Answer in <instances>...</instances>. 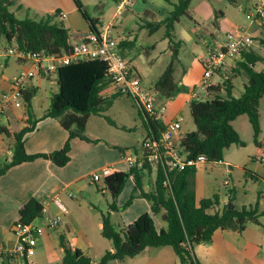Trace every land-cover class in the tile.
<instances>
[{
  "label": "crops",
  "instance_id": "0c3cea01",
  "mask_svg": "<svg viewBox=\"0 0 264 264\" xmlns=\"http://www.w3.org/2000/svg\"><path fill=\"white\" fill-rule=\"evenodd\" d=\"M109 1L115 3L117 11L120 0H97L99 6L96 12L99 16L93 17L89 13L88 14L91 18L99 21L97 27L113 23L114 33L118 32L121 27L120 24L122 21L118 20L119 16H124L123 18L127 19L128 16L133 13L141 20L142 24H136V27L132 28L131 32L129 31L122 37L119 36L118 39L121 40V42H134V46L127 44L123 49V53L131 69L146 85L145 73H147V75L151 74V67L155 64V61L151 62V49L155 50L162 44L166 46L162 53L166 54L168 51V56H172L171 43L166 36H164L162 42H156L151 46V36L155 34L151 35V23H159L165 20L172 11L171 8L173 7L171 6L174 4V1L168 0L165 3L166 5L162 6L160 3L156 4L152 0H133V4L121 15H116L115 11L112 16L105 19L104 17L107 10L110 8L108 4ZM82 3L85 9H87V4L83 1ZM15 5L18 6L19 11L26 10L29 12L32 8L52 11L51 14L60 11L59 15L65 28L70 33V41L73 44L77 43L82 35L91 30L90 24L85 20L73 0H17ZM253 5L254 4L246 7L244 6L242 9L247 11ZM211 15L212 10L210 9L207 17ZM144 17L145 19L143 20ZM67 19L70 21L69 28L65 24ZM227 19L228 17L224 13L223 15L220 14L217 25H214L219 33L222 32L224 27L223 24ZM183 26L181 20L175 24L173 31L174 40L181 43V46L179 48L178 59L172 60V63L175 82L180 87H186L188 90L185 91V93L179 94L176 101L173 102L172 111L175 110L174 113L165 116L169 112L167 108L168 104L164 108L161 114V121L165 125L178 119V113H181L190 105L194 96L204 99L207 97L208 92L201 88L203 82L202 61L206 57L207 47L211 42V38L217 34L216 29L213 32H209L207 28L198 25L197 28H193L191 29L192 31L189 32V30L183 28ZM249 26L254 31L253 34L256 42H259L264 37L263 30H260L256 25H251V23ZM240 27L244 26H235L230 31ZM161 30H165L166 32L165 27L160 28L158 32ZM147 37L149 40L146 39ZM191 41H194L196 44L191 50L194 57L187 67L180 59V56L182 47H187L188 42ZM12 42L14 43L15 41L13 40ZM7 44L9 43H4V45ZM0 45H3L1 40ZM142 53H145L146 60ZM263 54L261 55L264 57ZM20 63L25 64L22 62ZM25 65L28 66L30 64ZM3 67L5 71L9 69V60H6ZM15 77L11 79L6 76L5 72L0 73L1 93L10 89V84ZM220 82L221 80L217 78L213 80V84L215 85ZM33 88H35V85L32 80L26 84V90H31ZM152 88H154V86H152ZM103 94L105 97H111L113 95H117V97L113 100L111 106L101 112V114L92 115L88 119L84 133L89 141L80 138H75L71 141V151L69 153L70 161L65 167H57L50 160L39 158L33 162L24 163L11 168L0 178V236L2 237L0 246L13 245L16 242V237L12 231L13 225L19 220L20 210L31 199H36L43 203L49 211L48 214L51 216L60 214V209L56 204V200H60L64 204L63 200L67 198L79 200L78 195H80L81 198L86 197L88 201H94L96 203L89 207L94 215L107 213L109 211V203L114 201L119 209L117 214L112 213V220L116 227L118 215L121 216L118 225L120 227H122L121 225L126 227L143 214H151L150 204L146 199L140 196L141 191L136 188L134 177L131 174V164L125 159V156L128 155L140 158L144 153V142L147 138L148 130L145 125V118L142 115V109L130 96L117 93L114 85H109ZM52 95L53 94L50 95V98ZM49 105L46 107L45 112L48 110ZM43 115L44 114L36 116L41 118ZM0 124L4 125L10 134L13 135L14 133L20 132L27 125V116L20 118L19 123L12 124L10 118L4 114L0 118ZM184 134H186V132H182L181 129L179 139H181ZM68 137L69 133L61 126L59 121L48 118L40 121L37 129L27 135L25 149L29 154L51 153L62 149ZM5 141L6 138L0 136V152L2 153H5ZM9 153H11L10 150ZM7 161L9 162L10 158H8ZM233 161L234 160L230 159L229 153H227L224 156V160L220 163H213V165H211L209 162H205L201 163L196 168L194 190L197 202L204 206L208 214L214 215L223 211L229 202V189H234L236 191L235 206L237 209L250 207L247 206L248 202L246 201V198L249 199V192L246 190H238L233 179V168H240V164ZM262 161H264V159ZM262 161L261 163H263ZM2 164L0 159V166ZM216 164L219 165L217 166ZM251 164V162H248L245 167ZM260 164L255 162V164L252 165L254 171H260ZM220 165L225 167L222 177L225 176L226 178L222 182L218 181V177L213 178L214 173L220 172ZM106 166L113 167L115 171L111 176L102 178V181L100 180L102 182V189L98 187V183L95 184L96 186L89 184L87 176ZM220 175L222 174H219V176ZM124 177L127 178L125 179L123 190L114 197L111 187L122 182ZM226 181H228V185L225 184ZM91 186H93V188ZM222 186L224 189H222ZM145 189H148V185H146ZM71 194H74V197H71ZM131 197H135L132 204L126 209H122ZM254 200L255 198H253V201ZM155 222L159 229L163 226L159 218H155ZM259 223L258 225H248L243 233L233 230H217L210 243L199 244L193 247L194 259L199 264L250 263L249 260L252 259V257L249 253L251 250L253 248L258 249V246L264 248V233L259 231V226L262 225L260 218ZM73 225L74 222L70 218L64 221L63 226L51 231L45 227L43 221L40 225L42 234L39 236L36 253L33 257L27 259L28 264H38L37 260H33L37 254L38 247L46 254L49 264L61 263L64 257V249L61 247L60 243L61 234L66 235L67 240L73 248L82 250L87 255L91 256L95 262L100 261L107 251L113 249L112 242L102 236V222L98 224L102 239L98 237L94 238L93 232L80 228L81 226L76 230ZM253 261L256 264H264L263 261L259 259H254ZM17 262L18 261L12 260L9 257L0 259V264H15ZM109 264L180 263L172 247H163L160 249L148 248L143 254L135 258H128L125 261H113Z\"/></svg>",
  "mask_w": 264,
  "mask_h": 264
},
{
  "label": "trees",
  "instance_id": "16d2710c",
  "mask_svg": "<svg viewBox=\"0 0 264 264\" xmlns=\"http://www.w3.org/2000/svg\"><path fill=\"white\" fill-rule=\"evenodd\" d=\"M73 1L90 24L91 30H96L99 21L90 17L81 0ZM16 2L17 0H0V34L5 37L7 43L15 40L22 48L46 50L56 56L70 51V33L64 26L60 11L39 20L29 17L19 19L15 13L10 12V7ZM191 2L192 0H179L178 3L172 4L173 10L165 20L151 23V35L165 27V36L171 43L173 60L178 59L181 46V43L174 40L175 24L183 17L192 20ZM262 30L264 33V26ZM127 44L134 46L133 41H122L120 48L123 50ZM244 60L245 63L239 62L236 68L229 70L227 78L222 82L208 87L206 98L195 97L191 100L189 108L196 130L184 134L180 140L183 154L188 159L206 156L207 162L220 163L224 160L225 152L233 145L244 146L239 132L233 127V122L242 115L248 117L255 142L261 146L258 142L262 132L259 108L264 97V68L257 70L256 65L264 62V57L252 47L249 52L244 53ZM56 76L58 93L51 96L49 108L41 118L34 112L32 102L37 89L33 88L23 93L27 125L20 132L11 135L7 128L0 124V136L13 139L10 148L12 157L9 162L0 166V178L11 168L39 158L50 160L57 167H65L70 161L71 141L75 138L89 141L84 133L88 119L92 115L101 114L117 97H105L103 94L107 87L112 85V81L108 75V65L102 60L72 63L60 68ZM240 76L247 77V80L244 82V93L236 98L233 96L234 80ZM154 89L159 92L161 99L166 100L174 98L183 90H188L175 82L172 62L154 84ZM142 115L148 130L144 145L148 141L158 142L165 131V124L144 110ZM48 118L59 121L69 133L64 147L51 153H27V135L37 129L40 121ZM147 155L145 152L144 157ZM139 163L141 166L131 167V174L136 188L141 191L140 196L150 204L151 214H143L124 230L119 231L112 220V213L117 214L119 209L115 202L111 201L109 211L101 215V222L102 236L112 242L113 249L107 251L100 261L95 262L82 250L73 248L66 235L61 234L60 243L64 249V257L60 264H109L135 258L148 248L163 247H172L180 264H199L193 255L195 245L210 243L217 230L243 233L248 225H258L259 218L264 217L258 207L237 209L234 189H229V202L221 213L208 214L204 206L197 202L194 190L195 167H186L179 171L170 169L164 160L152 164L142 159ZM246 172L249 176H256ZM126 178L111 187L114 197L123 190ZM134 199L135 197H131L122 209L129 207ZM43 209V203L31 199L20 210L16 223L35 224L37 220L44 218ZM155 218H159L163 223L160 229L156 226ZM24 264H28L27 259Z\"/></svg>",
  "mask_w": 264,
  "mask_h": 264
},
{
  "label": "built area",
  "instance_id": "2783aa9c",
  "mask_svg": "<svg viewBox=\"0 0 264 264\" xmlns=\"http://www.w3.org/2000/svg\"><path fill=\"white\" fill-rule=\"evenodd\" d=\"M133 4V0H120L116 15H121ZM246 18L251 25H256L260 30L264 26V0H259L252 9L246 13ZM254 31L250 26H244L230 31L222 39L217 37L208 44L206 57L202 61L203 82L201 88L207 92L208 87L213 84L214 79L221 82L227 78V72L236 68L239 62H244V53L249 52L255 42ZM15 41V40H14ZM121 40L115 37L113 32V23L97 27L96 30H90L81 36L77 43L69 44L71 49L68 53L56 56L52 53L41 50H30L22 48L15 41L5 46L0 45V61L2 59L15 58L25 64H30V68L23 69L10 84V89L0 93V118L4 115V109L9 104L19 108L22 107L20 99H23V93L26 91V84L36 78L38 75L46 76L57 74L62 67L72 63L88 60H102L108 65V75L112 85L116 87L117 93L126 94L134 99L148 115L161 120V114L164 106L161 105L159 92L152 88H147L141 78L131 69L123 50L120 48ZM197 96H194V98ZM165 131L161 139L157 141H148L144 145L147 156L140 158L133 155L125 156L126 160L133 165H139L140 160L157 164L165 161L170 169L182 171L186 167L197 168L201 163L207 162L206 156H200L198 159H188L183 154L180 145L179 136L182 129V120L178 118L165 125ZM182 138V137H181ZM262 159H256V163H261ZM263 162V161H262ZM115 169L111 166L103 167L87 176L89 184L95 185L102 178H107L113 174ZM228 185V181L225 182ZM74 197V194L70 195ZM60 209V214L56 216L49 215L47 207L44 205L43 213L45 227L48 230H56L64 224V214L67 212L66 206L56 200ZM12 231L16 237V242L12 245L0 246V259L9 257L18 261L15 264H23L25 259L33 257L36 253L39 236L42 234L40 226L35 224L22 225L15 223Z\"/></svg>",
  "mask_w": 264,
  "mask_h": 264
},
{
  "label": "rangeland",
  "instance_id": "374dc122",
  "mask_svg": "<svg viewBox=\"0 0 264 264\" xmlns=\"http://www.w3.org/2000/svg\"><path fill=\"white\" fill-rule=\"evenodd\" d=\"M84 3L87 4L88 7H86L87 12L93 16L97 17L99 14L96 12L97 7L99 6L97 0H82ZM154 3L160 5H166V0H152ZM174 3H178L179 0H172ZM259 3V0H192L190 5V14L192 16V20H190L187 17H183L181 19V23L184 25L183 28H187L189 32H191L193 28H197L198 25H201L202 27H205L208 29L209 32H213L216 28L214 25H217L218 18L220 17V14L223 15V13L228 17L226 22L223 24V30L224 33H219L216 29L217 34L211 38L210 41H213L216 37L217 39H222L226 36L228 31H230L232 28L238 25L242 26H249L250 21L246 18V13L252 9L256 4ZM110 5L109 10H107V13L105 15V19H108L110 16L114 14L116 11V6L113 1H109L108 3ZM254 4L251 8H249L247 11H244L242 7H246L248 5ZM173 7V6H171ZM212 10V15L210 17H207V14L209 10ZM247 9V8H246ZM173 10V8H171ZM10 12L15 13L17 18L24 19V18H32L39 20L46 15H53L51 14L52 11H45V10H37L35 8H32L29 12L26 10H18V6L14 5L10 7ZM128 13V12H127ZM218 16V18H216ZM124 16H119L118 20L122 21L120 24V29L118 32L114 33L115 37L123 36L124 34H127L129 31L131 32L132 28L136 27V24H142L141 20L135 16L133 13H131L128 18H123ZM145 17L143 18V20ZM221 19V18H220ZM66 26L70 27V21L67 19L65 21ZM200 23V24H199ZM234 30V29H233ZM226 31V32H225ZM181 32V28H180ZM200 32V30H199ZM198 32V33H199ZM166 32L159 31L155 33L153 36H151V46L152 44H155L156 42H162ZM200 34V33H199ZM147 40L148 37L146 38ZM0 40L3 45L6 42V39L3 35L0 34ZM7 43V42H6ZM253 49L257 51L260 55L264 52V37L259 42H254ZM196 43L194 41L188 42L187 47H182L181 56L180 59L189 66L192 58L194 57L191 53L192 48L194 47ZM165 45L160 44L159 47L155 50L151 49V62L155 61L154 66L151 67V74L145 73L146 75V85L143 84L148 88H152L154 84L157 82V80L161 77L162 73H164L165 68L172 62L173 57L168 56V51L165 53H162L163 49L165 48ZM144 55V59L146 60L145 53H142ZM264 55V54H263ZM6 60H9V69L4 70L3 65L6 63ZM0 73L6 74V76L10 77L11 79L13 77H17L18 74L21 72L22 69L30 68L31 65L26 66L25 64H21L20 61H17L15 58L10 59H2L0 61ZM152 65V64H151ZM257 70H262L264 68V62H259L256 65ZM247 80V77L240 76L237 79L234 80V89H233V96L236 98H239L244 93V82ZM33 83L35 85V88L37 89V94L34 97L33 100V106L34 112L37 116H40L44 114L46 107L50 103V95L58 93V85H57V77L55 74L49 76H40L38 75L36 78L33 79ZM5 86V85H4ZM1 93V90H0ZM181 93H185V91L179 92L174 98L166 100L161 99V105H164V108L167 105V108L169 109V112L165 116H169V114L174 113L172 111V104L174 101H176L177 96ZM22 104V107H15L14 105L9 104L4 109V114L10 118V121L12 124H17L20 122V118H23L26 116L25 113V103L23 99L19 100ZM171 103V104H169ZM179 114V118L182 120V132H193L196 130V126L194 124L193 118L191 116L190 108L189 106L186 107L181 113ZM177 117V118H178ZM260 120H261V129L262 132L258 138L259 144L261 146L257 145L254 139V131L252 128V125L246 115H242L238 117L233 122V127L239 132L242 141L245 143L244 146L240 145H233L231 148H229L226 152L229 153L230 159L234 160L233 162H236L237 164H240V168H233V179L235 181V184L238 188V190H246L249 192L248 196L249 199L246 198L247 207L250 208H256L258 207L260 213H264V161L263 163H259L260 165V171H254V167L252 165L255 164V159H264V97L261 100L260 103ZM172 122V121H171ZM170 123V122H169ZM168 124V123H167ZM13 139H6L4 144L5 153L0 152V159L1 163L7 162L8 158L11 160V153H9V150L11 151L10 147L12 145ZM144 155V153H143ZM142 155V156H143ZM251 162L252 164L250 166L245 167V165ZM213 165V163H210ZM209 164V165H210ZM217 166L219 164H216ZM220 172L214 173V177H218V181L222 182L226 177L223 176V172L225 170V167L223 165H220ZM255 174L256 176H249L247 175V172ZM219 174H222L219 176ZM102 181V180H101ZM100 181L99 188L102 189V182ZM96 186V185H95ZM93 188V186H91ZM222 189L223 186H222ZM224 191V190H223ZM78 195V194H77ZM79 200H71V199H64V204L67 206L68 211L63 216L64 221H67L68 219H72L74 222V228L78 230V228H83L87 231L93 232L94 238H100L101 231L98 228L99 222H101V213L94 215L90 208L96 203L94 201H88L86 197L81 198L80 195H78ZM253 198L255 200L253 201ZM249 200V201H248ZM82 206V207H81ZM126 209V208H125ZM120 217L118 215V222H117V229L119 231L124 230L125 226L121 225L120 227L119 220ZM262 225L259 226V231L264 233V217L260 218ZM42 220L39 219L36 221V225L40 226L42 224ZM2 241V237L0 236V242ZM13 246V245H12ZM38 246V245H37ZM37 248V247H36ZM249 255L252 257L250 259V263L246 262V264H256L254 263L255 260H262L264 263V248L262 246H258L257 248H253ZM33 260H37L38 264H49L47 262V256L46 254L38 247L37 254L33 258ZM60 264V263H59ZM235 264V263H234ZM236 264H239L236 262Z\"/></svg>",
  "mask_w": 264,
  "mask_h": 264
}]
</instances>
